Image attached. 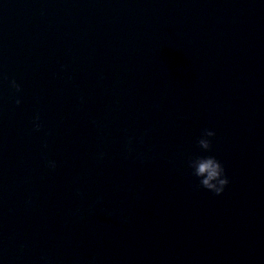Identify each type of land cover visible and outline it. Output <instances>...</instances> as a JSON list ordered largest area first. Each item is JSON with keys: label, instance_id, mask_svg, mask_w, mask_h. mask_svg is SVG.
<instances>
[{"label": "water", "instance_id": "95a60500", "mask_svg": "<svg viewBox=\"0 0 264 264\" xmlns=\"http://www.w3.org/2000/svg\"><path fill=\"white\" fill-rule=\"evenodd\" d=\"M0 264H264V0H0Z\"/></svg>", "mask_w": 264, "mask_h": 264}, {"label": "clouds", "instance_id": "9594fccd", "mask_svg": "<svg viewBox=\"0 0 264 264\" xmlns=\"http://www.w3.org/2000/svg\"><path fill=\"white\" fill-rule=\"evenodd\" d=\"M11 87L19 94L22 89L21 85L16 81H11ZM16 105H20L22 100L17 95L15 99ZM40 116L37 114L34 117L33 123L35 130L39 131L41 124L39 123ZM216 137V132L212 129H204L198 139L196 146L200 153H210L212 151L213 139ZM50 168L56 167L54 160L48 161ZM187 166L190 169L191 175L198 181V186L214 193L217 196L223 195L226 188L230 184V179L227 175L223 162L215 155L196 154L189 157Z\"/></svg>", "mask_w": 264, "mask_h": 264}]
</instances>
